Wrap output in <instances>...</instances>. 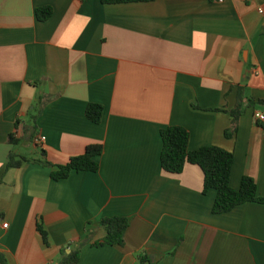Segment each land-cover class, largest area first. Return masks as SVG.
Masks as SVG:
<instances>
[{
    "label": "crops",
    "instance_id": "obj_1",
    "mask_svg": "<svg viewBox=\"0 0 264 264\" xmlns=\"http://www.w3.org/2000/svg\"><path fill=\"white\" fill-rule=\"evenodd\" d=\"M42 7L53 9L47 22L36 17ZM261 10L264 0H0V253L10 264H59L61 250L87 240L78 264H138L142 255L154 264H264L263 204L214 214L217 191L204 193L201 168L161 167V131L180 126L190 150L234 153L232 188L250 177L264 198ZM240 88L246 112L227 138ZM90 104L104 107L101 124L87 119ZM91 145L104 147L97 174L56 182L39 163L65 165ZM12 151L28 162L7 171ZM115 216L130 220L125 247H93L106 237L101 221Z\"/></svg>",
    "mask_w": 264,
    "mask_h": 264
},
{
    "label": "trees",
    "instance_id": "obj_2",
    "mask_svg": "<svg viewBox=\"0 0 264 264\" xmlns=\"http://www.w3.org/2000/svg\"><path fill=\"white\" fill-rule=\"evenodd\" d=\"M105 5L113 4H130V3H148L154 0H101ZM36 17L39 22H47L53 17V9L51 7H42L36 10ZM52 99V96H42L38 100L37 108H40V114L44 107ZM264 105V102H260ZM249 105H255L250 100ZM246 112L245 91L240 88L238 92V101L236 108L231 111L232 125L225 133L227 138H233L239 131L240 120ZM104 114V107L100 104H90L86 110V116L89 121L94 124H101ZM39 115L33 117L35 123ZM259 122V121H258ZM263 123V122H259ZM263 125V124H262ZM18 127V124L16 125ZM38 128L36 125L31 130V139L37 137ZM161 139L163 149L161 153V167L170 174H182L187 165H195L201 168L204 174V193L210 190L217 191V198L213 207L214 214H225L231 212L236 207L247 203H258L264 205V198L258 195V186L256 181L250 177H244L239 190H235L231 186V177L235 162V155L221 147L210 146L203 147L198 150H190V133L187 129L180 126H172L161 131ZM10 142L14 146H18L20 141L15 135L10 136ZM104 147L102 145H91L87 148L82 156L73 157L65 165L54 166L48 161H40L39 163L51 168V178L56 181L68 179L73 173H94L100 171V163L98 158L102 156ZM43 156L46 157L45 152ZM28 162V158L12 151L9 155L6 165L7 171L13 168H19L23 163ZM101 227L106 231V237L94 242L93 247L119 246L125 247L126 233L130 227V220L126 217L115 216L105 218L101 221ZM38 232L47 246H49V234L39 225ZM90 243L89 240L80 244L71 243L69 249L72 250L67 254L66 249L61 250L62 260L59 264H78L82 256V248ZM0 263L10 264L7 257L0 253ZM138 264H154V260L142 255Z\"/></svg>",
    "mask_w": 264,
    "mask_h": 264
},
{
    "label": "built area",
    "instance_id": "obj_3",
    "mask_svg": "<svg viewBox=\"0 0 264 264\" xmlns=\"http://www.w3.org/2000/svg\"><path fill=\"white\" fill-rule=\"evenodd\" d=\"M219 2H224V0H218ZM261 13H264L262 10L260 11ZM256 119L259 122H264V113H257L256 114ZM47 138L45 136H37L34 138L33 143L36 147L42 148L46 142ZM8 225L6 224L5 227Z\"/></svg>",
    "mask_w": 264,
    "mask_h": 264
},
{
    "label": "rangeland",
    "instance_id": "obj_4",
    "mask_svg": "<svg viewBox=\"0 0 264 264\" xmlns=\"http://www.w3.org/2000/svg\"><path fill=\"white\" fill-rule=\"evenodd\" d=\"M19 149L22 150V151H24L25 153L28 152V149H27L24 145H21V146L19 147Z\"/></svg>",
    "mask_w": 264,
    "mask_h": 264
}]
</instances>
